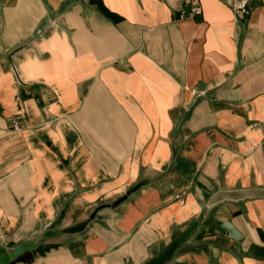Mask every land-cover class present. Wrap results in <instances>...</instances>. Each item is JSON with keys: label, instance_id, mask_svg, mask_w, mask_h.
<instances>
[{"label": "crops", "instance_id": "crops-1", "mask_svg": "<svg viewBox=\"0 0 264 264\" xmlns=\"http://www.w3.org/2000/svg\"><path fill=\"white\" fill-rule=\"evenodd\" d=\"M188 11L0 0V248L61 233L31 264H264V0Z\"/></svg>", "mask_w": 264, "mask_h": 264}, {"label": "water", "instance_id": "water-1", "mask_svg": "<svg viewBox=\"0 0 264 264\" xmlns=\"http://www.w3.org/2000/svg\"><path fill=\"white\" fill-rule=\"evenodd\" d=\"M145 184L144 181H141L132 187H130L122 196L114 200L108 205H102L98 207L89 217V220H92L96 212L102 208H116L118 205L123 203L130 195L136 192L140 187ZM86 223H80L70 228L64 230L65 233H77L84 229ZM60 246L59 243H35L30 242L27 244H20L15 247L14 250L7 252L6 250L0 248V264H31L35 258L43 257L50 250L57 249Z\"/></svg>", "mask_w": 264, "mask_h": 264}, {"label": "built area", "instance_id": "built-area-1", "mask_svg": "<svg viewBox=\"0 0 264 264\" xmlns=\"http://www.w3.org/2000/svg\"><path fill=\"white\" fill-rule=\"evenodd\" d=\"M224 4L237 15H247L254 2L263 0H223ZM181 4L189 7L186 15L192 16L200 11V0H179Z\"/></svg>", "mask_w": 264, "mask_h": 264}, {"label": "rangeland", "instance_id": "rangeland-1", "mask_svg": "<svg viewBox=\"0 0 264 264\" xmlns=\"http://www.w3.org/2000/svg\"><path fill=\"white\" fill-rule=\"evenodd\" d=\"M77 225V224H76ZM61 233H57V234H55V235H53V238H52V242L51 243H58L57 241H58V239L61 237ZM5 250V249H4Z\"/></svg>", "mask_w": 264, "mask_h": 264}]
</instances>
